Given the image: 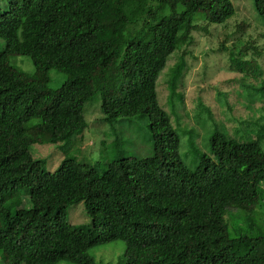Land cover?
Instances as JSON below:
<instances>
[{"label":"trees","instance_id":"trees-1","mask_svg":"<svg viewBox=\"0 0 264 264\" xmlns=\"http://www.w3.org/2000/svg\"><path fill=\"white\" fill-rule=\"evenodd\" d=\"M254 9L264 18V0ZM234 14L231 0H0L2 264H102L92 250L114 241L126 244L117 264H264V229L251 216L264 207V127L257 141L215 133L191 168L158 99L161 78L175 95L192 33ZM198 18L206 24L195 25ZM254 43L231 57L232 69L262 80L264 100L263 50ZM17 56L32 61L33 74L12 64ZM52 70L66 76L57 88ZM98 94L102 121L149 118L154 155L94 165L66 157L48 169L33 147L68 153L82 143L85 105ZM237 184L238 206L224 202L218 190ZM41 194L54 202L22 207L24 196ZM79 204L89 225L70 221L68 209ZM234 209L243 223L232 239Z\"/></svg>","mask_w":264,"mask_h":264},{"label":"rangeland","instance_id":"rangeland-1","mask_svg":"<svg viewBox=\"0 0 264 264\" xmlns=\"http://www.w3.org/2000/svg\"><path fill=\"white\" fill-rule=\"evenodd\" d=\"M231 1L235 6V14L229 20L219 25L210 24L207 30H195L192 33L194 42L187 47L186 55L188 67L181 78H176L178 88L175 95L169 98L165 78L158 82L159 103L169 113L173 127L181 136V157L191 168L198 166L200 153H210V139L215 133H225L239 141H257L261 138L264 127L262 80L232 69L233 57H239L240 50L248 41L256 40L257 43L254 44L263 50L259 61L264 72V18L255 11L254 0ZM197 24L205 25L206 22L198 18L195 22ZM4 45L5 42L0 39V50ZM180 53L179 50L176 51L170 62ZM11 62L28 74L34 72L33 63L28 57H13ZM50 76L52 88L61 86L66 79L64 74L56 70H52ZM181 97H184L183 102ZM101 104L102 96L98 94L85 105L88 123L85 139L70 152L63 153L58 145H46L33 147V154L45 159L50 170H55L66 157L91 165L100 161L107 164L119 154L125 158L152 157L155 151L149 118L105 122L102 121L104 115ZM236 118L241 119L236 121L237 125L234 124ZM262 145L264 147V140ZM262 188L264 203V185ZM218 194L224 202L238 206L235 198L243 194V188L239 184L233 188L221 187ZM22 201V207L28 209L53 203L54 197L51 194L24 196ZM232 209L230 208V212ZM15 210L13 208L14 212ZM239 210L234 209L231 214L229 236L232 239L238 236L237 229L243 223V219L237 217ZM68 212L74 225L90 224L83 204L70 207ZM261 212L253 211L251 216L264 229V221L258 220ZM125 249V242L114 241L92 250V255L98 263L117 264ZM2 261L0 252V264ZM261 261L264 263V259Z\"/></svg>","mask_w":264,"mask_h":264}]
</instances>
